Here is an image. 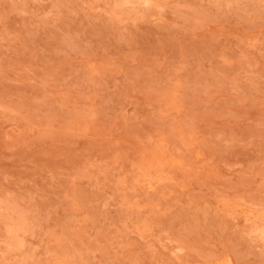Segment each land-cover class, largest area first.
I'll return each mask as SVG.
<instances>
[{"label":"rangeland","instance_id":"rangeland-1","mask_svg":"<svg viewBox=\"0 0 264 264\" xmlns=\"http://www.w3.org/2000/svg\"><path fill=\"white\" fill-rule=\"evenodd\" d=\"M0 264H264V0H0Z\"/></svg>","mask_w":264,"mask_h":264}]
</instances>
